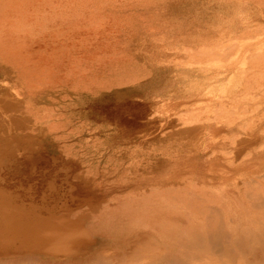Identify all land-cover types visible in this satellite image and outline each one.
<instances>
[{"label":"rangeland","instance_id":"374dc122","mask_svg":"<svg viewBox=\"0 0 264 264\" xmlns=\"http://www.w3.org/2000/svg\"><path fill=\"white\" fill-rule=\"evenodd\" d=\"M128 1L109 14L126 29L130 60L113 75L124 86L12 105L0 123V264H99L94 255L128 240L130 264H164L157 249L149 251L161 244L184 264H245L229 222L223 228L230 237L213 247L195 237L206 233L197 221L142 241L125 233L128 223L99 222L98 213L141 193L151 177L195 173L213 178L206 183L225 221L233 212L257 218L236 210L223 192L259 174L264 160V125L255 129L264 117V0ZM249 135L259 138L235 156ZM74 243H82L80 251Z\"/></svg>","mask_w":264,"mask_h":264},{"label":"bare ground","instance_id":"6f19581e","mask_svg":"<svg viewBox=\"0 0 264 264\" xmlns=\"http://www.w3.org/2000/svg\"><path fill=\"white\" fill-rule=\"evenodd\" d=\"M127 3L130 2L128 0H0V123L5 125L3 118L12 105L34 106L33 104L43 101L46 97L53 104L56 102V93L62 91L97 95L122 86L123 81L113 75L116 72L114 67L123 68L130 60L124 53L125 46L122 42V35L125 34L126 29L124 26H119L117 19L113 20L110 15H116L117 10L125 9ZM140 66L142 68L143 65ZM147 71V73L151 72L149 69ZM262 125H264L263 116L260 125L255 129ZM250 136L242 138L236 145L235 156L240 155L245 149H242L244 143L259 138ZM261 151L262 149L260 153ZM252 154L257 155L258 150ZM258 163L256 171L259 174L245 178L241 180V184L235 183V189L223 192L224 197L232 202L236 210L254 212L257 215L255 219L249 216L248 219L239 220L235 218L233 212L229 220L225 221L223 206L218 204L216 194L208 189L209 183H206L213 178L208 179L205 174L199 176L194 173L190 177L184 174L167 179L151 177L149 187L141 193H136L133 198L99 212V222L106 219L108 223L112 218L115 219V224L126 222L128 224L125 233H134L133 238L137 237L144 241L164 232L169 234L170 229L178 224H191V221H197L194 226H204L206 233L203 236L196 234L195 237L203 239L213 247L218 241L228 240L230 237L223 228L229 222L233 228V246L246 256L245 264H264L263 158ZM194 175L197 179H193ZM125 210L130 213L120 219L122 216H119V213ZM188 211L197 219L190 220ZM253 223L258 227L257 232L246 236L238 234L242 224L246 226ZM132 243L133 241L128 240L125 242L127 247L102 253L103 256L94 255V259L99 264H130L126 258L133 252ZM74 245L78 248L76 250L80 251L82 243H74ZM156 249L164 264H184L174 256L170 245L149 247L151 252H155ZM228 251L231 252L230 248ZM28 260L27 264H39L36 258Z\"/></svg>","mask_w":264,"mask_h":264}]
</instances>
